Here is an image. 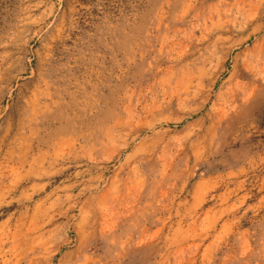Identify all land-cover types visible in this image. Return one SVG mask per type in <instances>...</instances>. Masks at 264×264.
<instances>
[{"label":"rangeland","instance_id":"374dc122","mask_svg":"<svg viewBox=\"0 0 264 264\" xmlns=\"http://www.w3.org/2000/svg\"><path fill=\"white\" fill-rule=\"evenodd\" d=\"M260 26L264 0H0V264H122L109 233L155 227L125 264H264Z\"/></svg>","mask_w":264,"mask_h":264},{"label":"crops","instance_id":"0c3cea01","mask_svg":"<svg viewBox=\"0 0 264 264\" xmlns=\"http://www.w3.org/2000/svg\"><path fill=\"white\" fill-rule=\"evenodd\" d=\"M261 29V30H260ZM264 32V26H260V27H256L254 30H253V33L252 35L249 37L251 39V37H256L257 39H259L260 37H262V34ZM249 38H247L245 40V42H248L249 41ZM245 42H239L238 45H241ZM109 129H106L104 131V133H106L105 137L108 138V132ZM154 228V227H153ZM147 231L143 232L144 233V236L150 234V238H147L146 237H142V235H140L139 237L135 238V240L137 239V245H140V244H144V246H141L143 248H139V249H131V250H125V249H120V247L123 245V246H132V242L130 241V234H127L128 230L127 231H123L122 233L119 234V237L120 238H117L115 236H112L111 233L110 236H108L107 240H108V245H109V248H108V252L106 255H103L101 256V259H106L107 261H116V262H121L123 261L122 264H125L124 262L126 261H130L132 260V257L134 255V250L138 251V250H143V249H148V251L151 250V247L152 246H155V243L152 241V239H154L156 237V227H155V230L153 231V229H150V228H146ZM147 232V233H146ZM152 232L154 233V236L152 234ZM142 237V239H141ZM83 243H81L82 245ZM152 245V246H151ZM81 250V248H80ZM153 250V249H152ZM79 254V252H77ZM66 256H64V258L61 259V263L60 264H72V263H76L77 264V257L75 255V258L73 257V253L71 251H68L66 252ZM97 257V256H95ZM94 258V257H93ZM151 260V258L149 259ZM94 261V260H93ZM117 264V263H116Z\"/></svg>","mask_w":264,"mask_h":264},{"label":"bare ground","instance_id":"6f19581e","mask_svg":"<svg viewBox=\"0 0 264 264\" xmlns=\"http://www.w3.org/2000/svg\"><path fill=\"white\" fill-rule=\"evenodd\" d=\"M261 30V29H260ZM262 34V33H261ZM257 37V36H256ZM250 39V38H249Z\"/></svg>","mask_w":264,"mask_h":264}]
</instances>
